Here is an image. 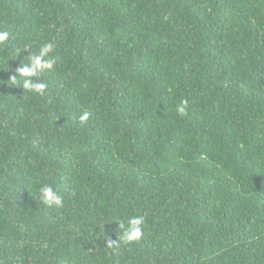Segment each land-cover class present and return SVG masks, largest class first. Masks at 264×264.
I'll return each mask as SVG.
<instances>
[{"label":"trees","instance_id":"trees-1","mask_svg":"<svg viewBox=\"0 0 264 264\" xmlns=\"http://www.w3.org/2000/svg\"><path fill=\"white\" fill-rule=\"evenodd\" d=\"M0 32V264H264V0H0Z\"/></svg>","mask_w":264,"mask_h":264},{"label":"clouds","instance_id":"clouds-1","mask_svg":"<svg viewBox=\"0 0 264 264\" xmlns=\"http://www.w3.org/2000/svg\"><path fill=\"white\" fill-rule=\"evenodd\" d=\"M8 37V33L0 32V42H3ZM53 52V45L51 43H47L41 46L38 54H30L29 64L30 67H21L19 68L18 74L20 76L25 77L22 87L24 89H28L30 91H34L38 94H43L47 85L43 82H39L38 80H34V77H38L41 72L45 70H52L54 65L56 64V58L54 56H50L49 54ZM11 79L15 82L16 77L12 76ZM188 107V101L182 100L177 107V112L180 114H184ZM88 114L85 113L80 117V120H87ZM40 198L46 205H56L57 207H62L61 197L53 191L50 186H42L40 188ZM144 222V217H130L128 220L127 227L123 222H121L120 227L125 228L124 239L125 241H131L135 239H139L142 235L141 225Z\"/></svg>","mask_w":264,"mask_h":264}]
</instances>
